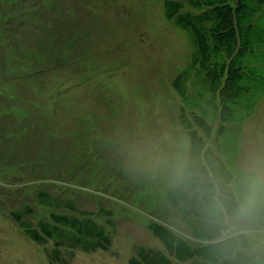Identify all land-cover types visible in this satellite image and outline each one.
Returning <instances> with one entry per match:
<instances>
[{"label":"rangeland","instance_id":"1","mask_svg":"<svg viewBox=\"0 0 264 264\" xmlns=\"http://www.w3.org/2000/svg\"><path fill=\"white\" fill-rule=\"evenodd\" d=\"M190 55L189 36L164 17L163 0H0V264H50L51 243L29 240L22 222L46 219L54 209L34 191L60 194L62 182L79 209L112 214L111 225L98 217L110 249L76 251L70 264H128L141 248L165 251L147 228L153 222L188 233L166 192L188 150L180 114L190 115L189 105L171 80ZM48 95L61 107L45 116ZM230 132L238 169L264 163V90ZM27 204L33 214L16 222L13 212ZM228 222L264 254V207Z\"/></svg>","mask_w":264,"mask_h":264},{"label":"trees","instance_id":"2","mask_svg":"<svg viewBox=\"0 0 264 264\" xmlns=\"http://www.w3.org/2000/svg\"><path fill=\"white\" fill-rule=\"evenodd\" d=\"M163 13L187 32L191 44L188 64L171 80L189 105L190 115L184 107L180 114L189 144L183 175L166 198L192 239L153 222L147 228L165 251L141 248L128 264H264L250 235L230 232L228 222L236 217L239 181L246 174L237 168L238 136L230 130L253 114L264 90V0H163ZM45 101L50 107L39 106L42 115L61 107L51 95ZM67 188L72 189L67 182L60 184V194L36 188L35 200L54 210L46 219L22 222L29 240L51 243L50 264H70L76 251H107L112 245L109 226L98 221L106 217L111 225L110 210L101 208L94 217L77 207L71 193L64 195ZM31 206L13 212L15 221L31 216Z\"/></svg>","mask_w":264,"mask_h":264},{"label":"clouds","instance_id":"3","mask_svg":"<svg viewBox=\"0 0 264 264\" xmlns=\"http://www.w3.org/2000/svg\"><path fill=\"white\" fill-rule=\"evenodd\" d=\"M237 221L252 217L257 208L264 207V163H257L239 181Z\"/></svg>","mask_w":264,"mask_h":264}]
</instances>
